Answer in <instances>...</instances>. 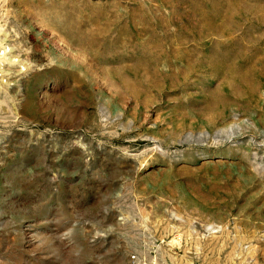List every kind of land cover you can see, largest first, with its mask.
Instances as JSON below:
<instances>
[{"label": "rangeland", "instance_id": "obj_1", "mask_svg": "<svg viewBox=\"0 0 264 264\" xmlns=\"http://www.w3.org/2000/svg\"><path fill=\"white\" fill-rule=\"evenodd\" d=\"M0 264H264V0H0Z\"/></svg>", "mask_w": 264, "mask_h": 264}, {"label": "built area", "instance_id": "obj_2", "mask_svg": "<svg viewBox=\"0 0 264 264\" xmlns=\"http://www.w3.org/2000/svg\"><path fill=\"white\" fill-rule=\"evenodd\" d=\"M129 260L132 263H135L138 260V257L136 256V254H131Z\"/></svg>", "mask_w": 264, "mask_h": 264}]
</instances>
